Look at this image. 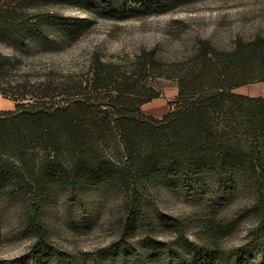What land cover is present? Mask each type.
I'll use <instances>...</instances> for the list:
<instances>
[{"label": "trees", "instance_id": "1", "mask_svg": "<svg viewBox=\"0 0 264 264\" xmlns=\"http://www.w3.org/2000/svg\"><path fill=\"white\" fill-rule=\"evenodd\" d=\"M65 1L0 0V94L15 102L0 109V197L38 199L31 211L38 256L50 249L43 198L61 185L78 192L121 184L135 197L145 185L180 183L189 191L204 177L222 184L245 178L264 191V96L234 91L264 81V37L238 41L230 50L200 46L192 64L175 75L177 96L158 118L143 106L162 93L140 85L143 72L159 70L153 53L131 62L96 58L80 74L31 78L35 68L26 65L25 54L75 41L93 23L55 9ZM178 1L117 0L125 5L105 3L102 10L125 19L138 11L162 13ZM254 211L257 245L264 241V204ZM138 222L154 227L146 215ZM218 226L206 222L203 242L177 238L185 258L180 264H249L248 247L229 252L218 244ZM143 244L150 256L162 249L159 242Z\"/></svg>", "mask_w": 264, "mask_h": 264}, {"label": "rangeland", "instance_id": "2", "mask_svg": "<svg viewBox=\"0 0 264 264\" xmlns=\"http://www.w3.org/2000/svg\"><path fill=\"white\" fill-rule=\"evenodd\" d=\"M112 8L117 0H68L55 5L65 15L89 17L91 26L77 40L50 47L38 46L25 54L26 65L35 70L31 78L80 74L96 58L132 61L151 53L159 70L142 73L140 85H154L162 96L143 106V111L162 117L178 93L175 75L189 63L196 50L210 44L230 50L236 42L264 37V0H180L162 13L138 11L128 18L104 15L103 4ZM264 96V81L234 90ZM15 102L0 94V109H13ZM195 188V189H194ZM192 190L182 184L145 185L131 197L123 185L83 188L78 192L58 186L45 195L41 219L49 238V251L34 252L37 237L34 211L38 199L29 195L0 197V260L7 264H180L179 237L203 242L207 221L213 222L218 244L227 251L247 248L249 264H264V241L253 243L264 191L257 181L237 179L218 183L204 177ZM146 215L153 229L139 223ZM137 218L135 226L130 221ZM144 241L159 242L162 249L150 256ZM161 254H165L164 257Z\"/></svg>", "mask_w": 264, "mask_h": 264}]
</instances>
